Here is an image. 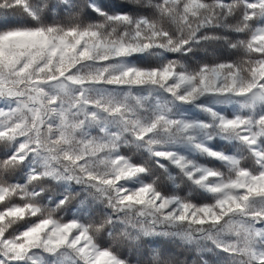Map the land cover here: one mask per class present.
Listing matches in <instances>:
<instances>
[{"label": "snow or ice", "instance_id": "6c2138e0", "mask_svg": "<svg viewBox=\"0 0 264 264\" xmlns=\"http://www.w3.org/2000/svg\"><path fill=\"white\" fill-rule=\"evenodd\" d=\"M0 145V264H264V0H0Z\"/></svg>", "mask_w": 264, "mask_h": 264}, {"label": "trees", "instance_id": "16d2710c", "mask_svg": "<svg viewBox=\"0 0 264 264\" xmlns=\"http://www.w3.org/2000/svg\"><path fill=\"white\" fill-rule=\"evenodd\" d=\"M2 151H3V146H2V145H0V153H2ZM129 154L131 155V154H132V152H129Z\"/></svg>", "mask_w": 264, "mask_h": 264}]
</instances>
